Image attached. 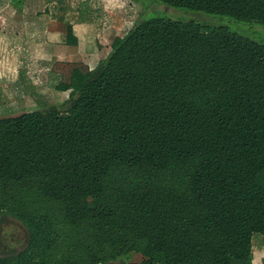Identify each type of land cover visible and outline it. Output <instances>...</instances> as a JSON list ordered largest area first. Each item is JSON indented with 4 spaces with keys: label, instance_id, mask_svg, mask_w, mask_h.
I'll return each mask as SVG.
<instances>
[{
    "label": "trees",
    "instance_id": "16d2710c",
    "mask_svg": "<svg viewBox=\"0 0 264 264\" xmlns=\"http://www.w3.org/2000/svg\"><path fill=\"white\" fill-rule=\"evenodd\" d=\"M154 1L264 26V0ZM24 3L10 0L17 12ZM71 17L62 43L77 47L75 24L91 19ZM111 49L93 69L59 74L64 111L0 119V221L27 233L0 264H254L256 236L264 251V45L155 17Z\"/></svg>",
    "mask_w": 264,
    "mask_h": 264
},
{
    "label": "rangeland",
    "instance_id": "374dc122",
    "mask_svg": "<svg viewBox=\"0 0 264 264\" xmlns=\"http://www.w3.org/2000/svg\"><path fill=\"white\" fill-rule=\"evenodd\" d=\"M64 1V7L71 4L74 11L54 10L57 3L51 0H25L23 11L17 12L10 5V0H0V119L48 107L64 111L69 93L56 90L59 74L71 64L95 68L111 53L114 38L126 35L143 18L163 17L226 27L264 45L263 25L175 9L154 0H138L137 3L131 0ZM49 8L52 12H47ZM79 13H84L91 20L75 24L79 45L65 46L61 20ZM9 224L20 226L13 219L4 222L5 226ZM253 245L254 264H261L264 258L261 236L254 238ZM5 254V247L0 245V256ZM142 259L141 255H132L129 261L139 263Z\"/></svg>",
    "mask_w": 264,
    "mask_h": 264
},
{
    "label": "flooded vegetation",
    "instance_id": "af4514ba",
    "mask_svg": "<svg viewBox=\"0 0 264 264\" xmlns=\"http://www.w3.org/2000/svg\"><path fill=\"white\" fill-rule=\"evenodd\" d=\"M7 220L0 221V245L5 247L7 254L22 250L27 240V233L21 225H4Z\"/></svg>",
    "mask_w": 264,
    "mask_h": 264
}]
</instances>
